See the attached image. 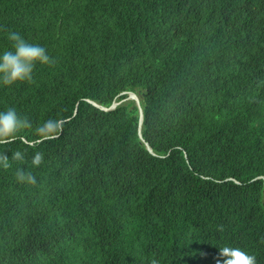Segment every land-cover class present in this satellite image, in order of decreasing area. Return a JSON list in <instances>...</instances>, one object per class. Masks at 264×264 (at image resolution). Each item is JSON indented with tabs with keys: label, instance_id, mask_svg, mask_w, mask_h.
Masks as SVG:
<instances>
[{
	"label": "trees",
	"instance_id": "trees-1",
	"mask_svg": "<svg viewBox=\"0 0 264 264\" xmlns=\"http://www.w3.org/2000/svg\"><path fill=\"white\" fill-rule=\"evenodd\" d=\"M5 29L56 63L0 85L33 124L0 145V264H264V0H0Z\"/></svg>",
	"mask_w": 264,
	"mask_h": 264
},
{
	"label": "clouds",
	"instance_id": "clouds-1",
	"mask_svg": "<svg viewBox=\"0 0 264 264\" xmlns=\"http://www.w3.org/2000/svg\"><path fill=\"white\" fill-rule=\"evenodd\" d=\"M7 39L12 42V50H5L0 53V85L11 86L17 82L34 83L33 72L37 64L54 66L55 58L50 57L45 47L29 43L18 32L7 30ZM130 95L136 97L135 94L129 93L128 99H132L138 105L139 99L136 101L130 98ZM139 111V125L140 120ZM143 118V117H142ZM33 124L27 117H21L14 108H8L6 111H0V145L14 143L18 134L25 129H32ZM63 129V122L59 118L48 119L38 125L34 132L42 140L56 139L59 137ZM148 146V144H146ZM146 146V147H147ZM149 151L151 149L147 148ZM26 153L17 150L12 153L11 159L23 163ZM44 162V154L35 152L31 163L33 166H39ZM11 167L9 156L0 153V168L7 170ZM19 183L29 186H37V178L31 172L18 168L15 173ZM220 257L217 264H257L255 255L249 254L238 247L225 246L220 249ZM150 264H159V261L152 259Z\"/></svg>",
	"mask_w": 264,
	"mask_h": 264
},
{
	"label": "water",
	"instance_id": "water-1",
	"mask_svg": "<svg viewBox=\"0 0 264 264\" xmlns=\"http://www.w3.org/2000/svg\"><path fill=\"white\" fill-rule=\"evenodd\" d=\"M134 97V96H133ZM116 105H118L116 102L113 103L109 108H104V107H101L102 110H105V111H109V110H112ZM140 120H142V115H141V112H140ZM147 146V145H146ZM148 148V146H147Z\"/></svg>",
	"mask_w": 264,
	"mask_h": 264
},
{
	"label": "rangeland",
	"instance_id": "rangeland-1",
	"mask_svg": "<svg viewBox=\"0 0 264 264\" xmlns=\"http://www.w3.org/2000/svg\"><path fill=\"white\" fill-rule=\"evenodd\" d=\"M130 98H133V99H135L136 101L138 100V97H137V96H136V97H135V96L133 97V95H130ZM139 111H140V110H139ZM140 112H141V111H140Z\"/></svg>",
	"mask_w": 264,
	"mask_h": 264
}]
</instances>
